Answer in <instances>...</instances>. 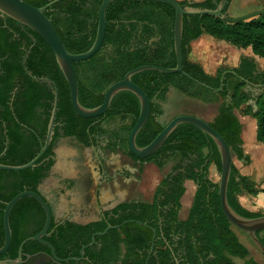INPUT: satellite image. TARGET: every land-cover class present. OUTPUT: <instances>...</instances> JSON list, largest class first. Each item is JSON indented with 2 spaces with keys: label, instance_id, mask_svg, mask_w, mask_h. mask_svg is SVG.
I'll return each mask as SVG.
<instances>
[{
  "label": "trees",
  "instance_id": "16d2710c",
  "mask_svg": "<svg viewBox=\"0 0 264 264\" xmlns=\"http://www.w3.org/2000/svg\"><path fill=\"white\" fill-rule=\"evenodd\" d=\"M22 1L33 7H42L52 0ZM101 2L102 0H62L44 12L69 53L80 54L91 46ZM178 2L182 7L213 10L219 0ZM231 2L232 0L227 1L224 16ZM105 20L106 30L101 49L88 60L73 64L78 83V102L85 108L99 106L106 89L122 80L134 68L142 65L163 68L175 66L172 7L145 0H115L107 5ZM204 34L239 48L250 46L253 53L257 54L264 48V14L235 23H226L223 19L210 16L183 17V71L212 89L219 87L220 78L225 71L231 70L237 76L226 73L221 91L215 92L196 85L180 74L149 70L133 75L131 81L150 101V115L136 136V145L146 146L165 126L159 123L158 118L163 114L161 105L167 104L168 92L172 88L184 97L205 105L217 104V113L207 122L208 125L224 139L237 161L249 164V158L243 154L236 100L240 99L241 103H245L250 99L244 89L246 83L264 84V71H257L252 58L241 57L234 68H218L214 75L205 73L200 64L189 59L190 43ZM30 47L22 66L24 53ZM24 70L32 77L51 80L58 94L52 142L37 164L51 154L52 143L60 135L59 132L86 143L88 134L98 130L91 127L96 118L84 119L73 112L68 86L47 44L28 28L0 16V154L4 149L5 137L8 140L7 150L0 157V164L3 165L20 166L34 158L40 147L39 140L44 141L52 108L54 88L32 80L25 75ZM17 81L24 86L12 96L10 93ZM255 104L256 111L252 112V108H249L250 117L256 121V140L264 144V92L255 98ZM138 113L136 97L128 92H120L113 97L105 115L109 119L117 117L121 121L129 120L128 126L124 128L128 135ZM22 126L31 128L38 138ZM98 131L104 133L103 130ZM127 135L121 146L128 152ZM128 154L138 159L130 152ZM142 161L152 162L158 169L171 161L174 165L160 181L151 204L125 208L128 210L123 213L122 218L110 225L126 220L133 222L95 238L100 248L85 251L89 264H144L150 249L151 229L155 231V241L147 264H260L249 257V250L239 241L233 226L222 214L218 185L208 179L211 164L220 171L217 149L208 136L191 125H178L161 148ZM51 163L49 159L20 172L0 171V208H4L6 202L22 191L36 193V187L46 177ZM184 181L193 182L195 190L187 217L179 220V201L185 192ZM242 191L256 192L253 185L240 176L232 164L226 192L229 207L243 218L261 216L252 214L241 206L237 196ZM14 208L40 207L34 200L22 198ZM138 222L148 227L139 225ZM68 226L73 231L60 228L58 236L64 241L61 242L62 245L70 244V252L75 253L74 255L81 245L89 241L91 234L102 232L106 228L103 222ZM10 230L11 245L7 253L0 256V261L6 256L15 259L19 244L26 238L20 236L15 228L10 227ZM259 234L257 232L256 236L264 246ZM2 242L3 231L0 247ZM52 244L56 246V243ZM35 246H38L36 242L25 244L22 256ZM236 260L240 263H236Z\"/></svg>",
  "mask_w": 264,
  "mask_h": 264
},
{
  "label": "water",
  "instance_id": "95a60500",
  "mask_svg": "<svg viewBox=\"0 0 264 264\" xmlns=\"http://www.w3.org/2000/svg\"><path fill=\"white\" fill-rule=\"evenodd\" d=\"M60 1L62 0H52L42 7H33L22 0H0V16L7 17L15 21L18 25L28 28L47 44V46L52 51L57 67L60 70L68 86L71 108L77 116L84 119H91L102 116L109 108V105L113 97L120 92H128L136 97L139 104V113L135 124L128 132L126 144L128 151L137 158L146 159L152 156L154 153H156L161 148V146L168 138V136L175 130V128L178 125L181 124L191 125L197 128L206 136H208L213 141L219 155L220 176L218 183V196H219V204L222 214L233 227L245 232L252 240V242L255 244V246L259 249V251L262 254H264V246L261 244L260 240L256 236L257 232L264 231V215L254 218H243L241 216H238L236 213H234V211H232V209L229 207L227 203L226 192H227V185H228L231 166H232V154L224 139L218 133H216L208 125L206 121L202 120L201 118L193 115H178L170 119L165 124L163 129L157 134V136L149 144H147L144 147H138L136 145L135 139L138 132L145 125L150 115V101L148 100L146 94L131 81V77L133 75L143 71L152 70L164 74H180L198 86H201L209 90H213L215 92H220L223 86V78L226 72H224V74L220 78L219 87L217 89H212L200 83L199 81L193 79L191 76H189L183 71L182 68L183 58L181 51L183 17L210 16L213 18L223 19L226 23H235L239 21H246L248 19H253L255 17L263 15L264 8H262L259 11L252 12L243 16L231 18L223 15V11L226 7L228 0H219V2L215 5V8L213 10L194 8L190 6L182 7L177 0H145V1H152V2L166 4L174 9V21H173L172 32H173V51L175 55V66L173 68H163L153 65H142L137 68H134L128 71L124 75L122 80L114 83L113 85L109 86L106 89V91L104 92L103 101L99 106L94 108H85L82 105H80V103L78 102V83H77L76 73L73 68V64L88 60L90 57L95 55L101 49L105 37V30H106L105 10L107 5L115 0H102L97 12L95 38L89 49L80 54H71L65 49L52 23L44 15V12L48 8H50L52 5ZM30 49L31 47L24 54L22 59V65H24L25 59ZM25 73L28 77L32 78L34 81L45 82L54 86V84L46 78H35L32 77V75L27 71H25ZM228 73L237 76L233 71H228ZM57 103H58V94L56 88L54 87L52 108L50 111L45 138L44 141L40 143V148L37 155L28 163L20 166H10V165L0 164V171L20 172L34 168L35 166L41 164L44 161L43 160L37 164V162L41 159V157L44 155V153L46 152V150L48 149V147L52 142L54 127H55L56 112H57ZM250 103L252 104L253 110H256L255 102L251 101ZM7 144H8V140L6 138L4 149L0 154V157L5 154L7 150ZM22 198H30L34 200L40 206V208H42L45 215V222L43 228L36 235L26 238L19 244L17 250L16 264H21V251L23 245L28 241H35L39 244L45 245L46 247H48L51 256L56 259L52 245L43 240L44 237L50 236V234L53 232V229L49 231V227L51 223L50 207L48 206L46 200L40 194L31 191H22L4 204V209L2 213L3 242L0 247V256L5 255L11 245L12 236L9 226V215L12 208ZM138 224L144 227H148L146 224L143 223H138ZM117 228L118 226L116 227L107 226L103 232H98L93 234L90 238V244L80 249L79 252L80 257L78 259L70 258L63 261H79L80 259H82L84 249L94 243V238L96 236L98 237L104 236L109 230L117 229ZM151 231H152V237H151L149 254L144 264L148 263L149 256L153 251V245L155 241V231L153 229H151ZM0 264H5V263L0 262Z\"/></svg>",
  "mask_w": 264,
  "mask_h": 264
},
{
  "label": "flooded vegetation",
  "instance_id": "af4514ba",
  "mask_svg": "<svg viewBox=\"0 0 264 264\" xmlns=\"http://www.w3.org/2000/svg\"><path fill=\"white\" fill-rule=\"evenodd\" d=\"M25 71L26 70H24V72ZM228 71L225 72L228 73ZM40 83H45V82H40ZM45 84L48 87L54 88V86L49 83H45ZM23 86H24L23 83L20 84V81H17V83L14 84L12 88V92L10 94L13 96L18 91V89L20 88L22 89ZM244 89L245 92H247L250 95V99H248L246 103L248 105H251V108H253L250 102L251 101L255 102V98L264 92V84L247 83ZM11 103L12 100L10 99L9 105H11ZM165 104L166 103H163L161 105L162 110ZM0 110L2 109L0 108ZM116 118L117 117L109 119L106 117L105 114L99 116V118L96 117V120L91 123V127L93 126L95 128H98V130H103L104 133L97 130L96 132H92L88 134L86 138V143H83L72 136H64L61 132H59L60 135L54 139L52 143L53 145L51 148V154L46 156V158L44 159V161L50 159L52 163L47 172L46 177L42 179L40 183L37 185L36 193L40 194L46 200L48 206L50 207L51 223H50L49 231L53 229V232L50 234V236L44 237L43 240L52 245L56 259L51 256L48 247L36 242L38 246L28 249L29 251L25 252L23 256L21 251V264H89V262H87V258L85 257V251L88 249L98 250L100 248L99 243L95 242V238L98 236L94 238V243L92 245L84 249L82 259H80L79 261H63V260H67L70 258L78 259L80 257L79 256L80 249L83 248L84 246L89 245L91 236L98 232H94L93 234H91V236L89 237V241L84 245H81L80 248L77 250V254L74 255L75 253L70 252V244H65V245L61 244V242L64 241L58 236V231L60 228L72 232L73 229L70 228L68 224L77 225V226H86L98 222L101 223L103 222L106 225L105 227L118 226L119 228L121 225L125 223L133 222L132 220H126L114 226L110 225V223L119 221L122 218L123 213L128 210L125 208H131L132 205H137V204H151L153 202V197L155 192L153 193V195L151 196L148 202L144 200L143 201L140 200L141 199L140 195L134 196L137 183L139 182V174L141 173V169H138L137 172L138 176H137V174H135L132 171V169L129 168L130 167L129 165H131L132 162H135L141 167V165L150 162L142 161V159L139 158L136 160L128 154L129 151L127 152L126 149L122 148L121 143H123V139L126 138L127 135L124 130L125 126H120L117 129H108L105 127V124L107 122L113 121ZM22 127L25 130H27V132L33 133L35 137L38 138L37 134L31 128H28L26 126H22ZM3 133L4 135L6 134L5 131ZM65 138H71L76 142V144L79 145L80 155L85 163L84 167L86 168L88 176L91 179V186L90 188L88 187L87 189L88 190L87 198L83 199V201H85V203H89L92 200V197L94 198L92 205L93 214L90 213L82 214L81 218L80 217L74 218L73 208H65V210L58 213L57 208H54V205L49 201V199L48 200L46 199V197L42 194V191L40 189L41 184L43 183L44 180H46L50 176L51 171L56 163V156L53 150L55 146H57L58 141L60 139H65ZM40 143H42L41 140H39V144ZM116 155H120L121 157L117 159ZM75 162H78V159H75ZM62 174H66L69 177L68 172L64 173L63 171ZM68 177L60 175L58 187H56L55 190L53 191L54 195L64 194L66 191L73 189L75 179H70ZM92 178L96 179L97 183H94ZM3 209L4 208H0V238H1V232L3 231V227H2ZM81 212H83L82 209ZM44 222H45V215L42 208L13 207L9 215V226L15 228L19 232L20 236L26 238L36 235L43 228ZM53 234L55 235L52 238ZM26 238H24V240ZM28 242H35V241H28ZM28 242H26L25 244H27ZM53 242L56 243V246L52 244ZM16 258L10 259L6 256L4 260L0 262H4L5 264H16V260H17Z\"/></svg>",
  "mask_w": 264,
  "mask_h": 264
},
{
  "label": "rangeland",
  "instance_id": "374dc122",
  "mask_svg": "<svg viewBox=\"0 0 264 264\" xmlns=\"http://www.w3.org/2000/svg\"><path fill=\"white\" fill-rule=\"evenodd\" d=\"M177 1L200 3L203 0H177ZM262 8H264V0H232L226 12V16L235 18V17H239V16L252 13V12L259 11ZM248 20H251V19H248ZM204 37H205V42H203L204 44L203 48L206 49L207 58L202 63V65H203V70L205 73L209 75H214L216 69L218 68H234L237 66L239 58L242 56L252 58L257 65V71H260V70L264 71V48H261V50L257 54H254L250 46L239 48L231 44H228L226 42L216 40L207 34H204ZM190 46H191V43H190ZM191 50L192 49L190 47V51ZM189 59L192 62L198 63L197 62L198 59L194 53L192 55L189 54ZM236 102H237L236 112L239 114L245 113V115L250 117L251 105H248L246 102L241 103L240 99L239 100L237 99ZM165 106L167 107L166 112H165L166 117L163 120L164 122L161 124H166L171 119V117H173V114H174L173 112L176 109L177 111H179L178 114H181L182 111L185 109H189L191 110L193 115H196L197 117L199 116L202 119H204V121H207V122H210L217 113V104L201 105L197 102V100L196 101L192 99L189 100L187 98L184 99L181 95H175V94L172 95L168 99V102L167 104H165ZM254 111L256 110H253L252 108V112ZM128 124H129V120L121 121L120 119L116 118L113 121L107 122L105 124V127L108 129H117L120 126H128ZM80 163L82 164V166L81 168H78V170L84 172L83 173L84 175L82 176L85 178L84 183L86 182L88 184V187L90 188L91 180L88 176L86 168L84 167L85 163L83 160ZM232 164L235 166V168L238 166V161L235 159L233 155H232ZM173 165L174 163L171 161L165 164L160 169H156L150 166L146 172L147 174L145 173L146 174L145 176L147 178L145 180V186L146 188L148 187L147 190H151L153 187L155 188V186H157V184L160 183L162 178H164V176L171 170ZM219 176H220L219 171L216 169L214 164H211L208 168V179L214 184L218 185ZM81 183L83 184V182H80V184ZM185 187H186V192L184 194V197L182 196L183 198L181 200L182 201L181 213L187 212V208H189V205L191 203V199L193 197V193L195 190V186L193 182H187L185 184ZM250 188L252 189V187ZM146 192L139 193L141 196L140 200L142 201L150 200L151 192L149 193H146ZM67 193L71 194L73 193V190L70 189ZM244 195L247 197V200L244 198ZM47 198L49 199V201L51 202L53 201L49 195H47ZM237 199L245 210L247 209H248L247 211L250 210L249 211L250 213L257 214V215H264V196L260 197L259 199L258 198L256 199L254 196V193H250L248 191H242L237 196ZM233 230L239 237V240L249 250V254H250L249 257L255 259L258 262L264 263V254H262L259 251V249L255 246V244L249 238V236L245 232L235 227H233ZM236 262L240 263L239 260H236Z\"/></svg>",
  "mask_w": 264,
  "mask_h": 264
},
{
  "label": "crops",
  "instance_id": "0c3cea01",
  "mask_svg": "<svg viewBox=\"0 0 264 264\" xmlns=\"http://www.w3.org/2000/svg\"><path fill=\"white\" fill-rule=\"evenodd\" d=\"M203 42H205L204 35H202L195 41L191 42V46H190L192 49L190 51V55H192L193 53L195 54V56L198 59L197 62L198 64H201L202 68H203L202 63L207 58L206 49L203 48L204 47ZM174 94L181 95L184 99L187 98V97H184L182 94L177 93L174 89L170 88L168 92V98H170ZM187 99L191 100L190 98H187ZM197 102L201 105H205L199 101ZM166 108H167L166 106L163 107V114L159 117L160 124L164 122L163 120L166 117V114H165ZM173 113H174L173 117L178 116V115H184L183 113H190L191 115H193L191 110L189 109L183 110L181 114H178L179 111H174ZM236 115L241 124L240 137L242 140L243 154L247 156L250 161L249 164H242V162L238 161V166L236 167V169L240 176L245 177L248 180V182H250L253 185L254 189L256 190V192L254 193V196L256 199L257 198L259 199L260 197L264 196V144L256 140V121L252 117H249L247 115L239 114L237 112H236ZM193 116H196V115H193ZM173 117H171V119ZM53 152L56 156V163L52 169V173L50 174V176L46 180H44L43 181L44 184L42 183L40 186L42 194L46 197L47 200H48L47 195H49L52 198L53 201L52 202L50 201V202L54 205V208H57L58 213L65 210V208H73L74 218H78V217L81 218L82 214H86V213L93 214L92 205H93L94 198L92 197V200L89 203H85V201H83V199L87 198L88 184L86 182L84 183L85 178L82 177L84 175L83 174L84 172L78 170V168H81L82 164L80 162L83 160L80 155L79 145L76 144V142L71 138L60 139L58 141L57 146H55ZM116 156H117V159L121 157L120 155H116ZM75 159H78V162H75ZM129 166H130L129 168L132 169V171L135 174H137L138 169H141V173L139 174V182L137 183L134 196L140 195L139 193H144L146 191H147L146 193L151 192V196H152L156 190V187H158L159 184H157L155 188L153 187L154 189L152 188L151 190H147L148 187L146 188L145 186V180L147 178L145 175L147 174L146 172L150 166L156 169L158 168L151 162L147 164H143L141 165V167L137 163L132 162L131 165ZM63 171L64 173L68 172L69 177L66 174H62ZM60 175L68 177L70 179H75L74 187L72 189L73 193L68 194L67 193L68 191H66L64 194L54 195L53 191L56 187H58ZM92 180L94 183H97L96 179L92 178ZM80 182H83V184L82 183L80 184ZM187 182H191V181H184L183 186L185 188V192H186L185 184ZM184 194H183V197H184ZM183 197H181L180 199V209L178 212L179 220H184L187 217V213L189 209L187 208L186 213H181V209H182L181 200ZM244 198L247 200V197L245 195H244ZM191 202H192V199H191ZM80 208L83 210V212H81ZM259 238L263 240L264 242V231L260 232ZM258 263L264 264L263 262H258Z\"/></svg>",
  "mask_w": 264,
  "mask_h": 264
}]
</instances>
